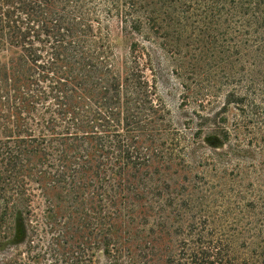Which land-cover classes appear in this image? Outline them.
Masks as SVG:
<instances>
[{"label":"trees","instance_id":"trees-1","mask_svg":"<svg viewBox=\"0 0 264 264\" xmlns=\"http://www.w3.org/2000/svg\"><path fill=\"white\" fill-rule=\"evenodd\" d=\"M202 59L223 111L177 122L164 63L182 112L209 95ZM229 106L244 119L217 120ZM202 132L261 158L210 172ZM99 256L264 264V0H0V264Z\"/></svg>","mask_w":264,"mask_h":264},{"label":"rangeland","instance_id":"rangeland-1","mask_svg":"<svg viewBox=\"0 0 264 264\" xmlns=\"http://www.w3.org/2000/svg\"><path fill=\"white\" fill-rule=\"evenodd\" d=\"M189 61L191 64L197 63L196 60ZM164 64L166 67L165 69L168 71H165L164 77L161 78L160 92L168 104L174 120L181 122V119L190 117L189 114L194 107L198 110L199 114L208 116L209 120L215 119L214 113H218L220 108L223 107V98L226 89L224 86L226 74L212 67L216 62L209 59H202V63H199V70L201 69L199 71L201 78L200 90L209 93V95L200 106L190 104V106L186 107L182 112L180 109V103L183 100L181 98L182 88L178 83L185 81V79H180L173 72H169L170 69L175 70V65L173 66L172 62ZM219 118L225 119L227 125H233L240 122L241 119H244L242 115H238L237 110H235L233 106H229L226 113H221L217 120ZM197 120H199V118H197L196 121ZM202 122L207 124L208 119L206 120L205 118ZM199 136L198 142L203 146L201 149L206 160L204 168H209L210 172L216 168L221 172L226 170L229 173H233L237 168L238 162H240L243 168H249L248 166L251 162H255V160L261 158L253 145L254 140H250L249 135V137H244L242 134V136L236 138L234 133H232L224 140L219 136L210 133L207 134L205 132H202ZM97 264H105V260L99 256Z\"/></svg>","mask_w":264,"mask_h":264}]
</instances>
